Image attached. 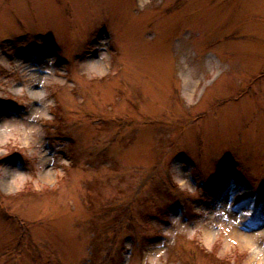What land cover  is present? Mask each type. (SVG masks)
<instances>
[{
	"label": "rangeland",
	"instance_id": "rangeland-1",
	"mask_svg": "<svg viewBox=\"0 0 264 264\" xmlns=\"http://www.w3.org/2000/svg\"><path fill=\"white\" fill-rule=\"evenodd\" d=\"M241 182L264 0H0V264H264Z\"/></svg>",
	"mask_w": 264,
	"mask_h": 264
},
{
	"label": "clouds",
	"instance_id": "clouds-1",
	"mask_svg": "<svg viewBox=\"0 0 264 264\" xmlns=\"http://www.w3.org/2000/svg\"><path fill=\"white\" fill-rule=\"evenodd\" d=\"M22 91H23V89H21ZM45 95V93H43V92H41V93H39V96H44ZM51 101H49V104L51 105ZM36 116L37 117H44V118H46V119H51V116L50 115H48L46 112H37L36 113ZM11 119V118H10ZM20 129L22 130L23 129V126L21 125L20 126ZM9 131L10 132H15V131H17V128L16 127H13V128H11V129H9ZM36 131H38V129L37 128H29V129H27V134H32V133H35ZM28 141L27 140H25L24 141V143H27ZM10 151V149H3V153L4 154H7L8 152Z\"/></svg>",
	"mask_w": 264,
	"mask_h": 264
},
{
	"label": "bare ground",
	"instance_id": "bare-ground-1",
	"mask_svg": "<svg viewBox=\"0 0 264 264\" xmlns=\"http://www.w3.org/2000/svg\"><path fill=\"white\" fill-rule=\"evenodd\" d=\"M236 234L239 235V237L241 239H243V241H244V238H247L246 241H245L246 242L245 244H247V245L250 244L251 245V244L254 243L253 239H251V238H253L254 235L244 234L241 231H236Z\"/></svg>",
	"mask_w": 264,
	"mask_h": 264
}]
</instances>
